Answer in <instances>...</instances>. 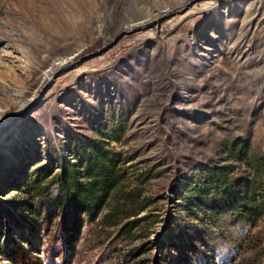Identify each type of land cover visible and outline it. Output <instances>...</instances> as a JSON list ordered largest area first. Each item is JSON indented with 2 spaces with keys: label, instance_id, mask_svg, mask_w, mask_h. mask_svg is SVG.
Masks as SVG:
<instances>
[{
  "label": "rangeland",
  "instance_id": "obj_1",
  "mask_svg": "<svg viewBox=\"0 0 264 264\" xmlns=\"http://www.w3.org/2000/svg\"><path fill=\"white\" fill-rule=\"evenodd\" d=\"M90 142L140 190L130 236L70 211ZM239 144L264 157V0H0V264H264V213L179 215L203 167L251 180Z\"/></svg>",
  "mask_w": 264,
  "mask_h": 264
},
{
  "label": "trees",
  "instance_id": "obj_2",
  "mask_svg": "<svg viewBox=\"0 0 264 264\" xmlns=\"http://www.w3.org/2000/svg\"><path fill=\"white\" fill-rule=\"evenodd\" d=\"M227 152L228 156L250 165L251 180L242 183L243 176L234 177L236 166L232 164L203 167L204 175L197 181L191 179L178 193L179 215L185 213L196 221L203 214L215 222L229 213L250 226L256 224L264 213V157L246 153L240 144L228 148ZM72 158L75 160H67L61 172L66 193L74 196L70 199L71 213L82 211L91 223L101 216L98 222L101 228L120 226L119 230L130 236L138 219L129 218L136 216L145 205L140 200V190L122 189L124 168L119 165L120 153L90 142L80 144ZM37 180L34 176L29 182L34 189L40 187ZM57 203L60 209L63 204L67 206L62 198ZM104 208L109 211L101 215ZM123 220L126 221L122 223Z\"/></svg>",
  "mask_w": 264,
  "mask_h": 264
}]
</instances>
